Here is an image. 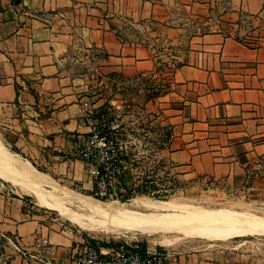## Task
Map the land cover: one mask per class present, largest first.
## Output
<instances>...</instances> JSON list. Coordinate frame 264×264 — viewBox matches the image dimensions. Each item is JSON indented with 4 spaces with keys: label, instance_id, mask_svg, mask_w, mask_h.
Here are the masks:
<instances>
[{
    "label": "crops",
    "instance_id": "obj_1",
    "mask_svg": "<svg viewBox=\"0 0 264 264\" xmlns=\"http://www.w3.org/2000/svg\"><path fill=\"white\" fill-rule=\"evenodd\" d=\"M70 55L127 77L164 78L155 108L175 137L157 161L180 178L264 201V0H0L5 141L18 158L90 192L77 156L89 132L86 75L66 67ZM9 191L0 182V234L28 252L40 242L46 262L76 264L83 240L50 231ZM165 250L166 264H264V247L243 243Z\"/></svg>",
    "mask_w": 264,
    "mask_h": 264
},
{
    "label": "rangeland",
    "instance_id": "obj_2",
    "mask_svg": "<svg viewBox=\"0 0 264 264\" xmlns=\"http://www.w3.org/2000/svg\"><path fill=\"white\" fill-rule=\"evenodd\" d=\"M78 56L70 55L66 62L68 69H73L75 73L85 74V95L86 113L91 118L105 120L106 124L117 129L114 134L121 141L124 154L127 155V183L131 188L142 186L145 180H153L154 189L149 194H140L138 188L132 193L130 200L125 203L108 201L115 208L128 205L137 199H146L155 202H168L175 200L178 202L180 212L196 217H211L215 212L234 211L248 212L264 217V201H253L243 194H236L226 190H219L214 186V182L204 177H184L180 178L169 165L161 164L157 161L155 154L170 141L174 139V130L171 125L161 124V109L155 108V101L162 98L165 79L160 78L156 83L144 80L143 78L127 77L107 69H98V65L76 64ZM75 63V65H74ZM4 122L0 119V141L6 149L15 153L9 148V143L5 141ZM16 154V153H15ZM78 156V153H77ZM30 164L38 172L46 174V168L37 164ZM169 174V175H168ZM49 175H47L48 177ZM65 190L77 193L81 196L95 199L90 192L81 189L75 183L57 179L49 176ZM87 180L90 182L88 177ZM0 182L10 189V194L25 201L24 211H29L37 216L38 222L50 231L61 230L73 231L74 234L83 240L76 245L85 247L88 243L97 247L104 244L116 246H149V250L170 249L185 242L202 241L198 238H190L182 234H146L139 232L122 233L125 235H99L92 233L60 218L57 213L37 206L31 192L20 182L18 176L13 175L0 161ZM96 200V199H95ZM181 203V204H180ZM220 209V210H219ZM224 209V210H221ZM198 212V213H197ZM201 215V216H200ZM131 235V236H130ZM128 236V237H127ZM10 237L0 234V264H14L15 252L27 264H67L62 262H46L40 259V252H28L22 250L16 242L13 244ZM235 245L245 244L252 248L264 247V234L254 235L245 238H235L226 240ZM223 243V242H217ZM167 252V251H166ZM30 255H36L35 258ZM74 262L73 258H71Z\"/></svg>",
    "mask_w": 264,
    "mask_h": 264
},
{
    "label": "bare ground",
    "instance_id": "obj_3",
    "mask_svg": "<svg viewBox=\"0 0 264 264\" xmlns=\"http://www.w3.org/2000/svg\"><path fill=\"white\" fill-rule=\"evenodd\" d=\"M0 161L9 172L20 178L37 206L57 213L63 220L85 228L95 236L125 237L122 233L136 231L147 236L154 232L174 233L208 242H225L264 234V217L248 212L214 211L215 215L211 217H196L197 214L192 216L180 212L178 208L181 205L176 199L168 202L137 199L119 208L110 203L92 200L65 190L6 149L1 141Z\"/></svg>",
    "mask_w": 264,
    "mask_h": 264
},
{
    "label": "built area",
    "instance_id": "obj_4",
    "mask_svg": "<svg viewBox=\"0 0 264 264\" xmlns=\"http://www.w3.org/2000/svg\"><path fill=\"white\" fill-rule=\"evenodd\" d=\"M83 107H86L85 103ZM85 118L89 132L78 149V159L84 164L86 176L92 185L90 192L93 198L100 202L129 201L124 199L127 155L114 134L117 129L110 128L105 120L91 118L86 108ZM36 248L41 250L42 244L38 242ZM30 257L35 258L36 255ZM72 258L76 264H166L167 252L165 249L142 251L140 247L130 245L119 248L94 247L88 243L73 253Z\"/></svg>",
    "mask_w": 264,
    "mask_h": 264
},
{
    "label": "trees",
    "instance_id": "obj_5",
    "mask_svg": "<svg viewBox=\"0 0 264 264\" xmlns=\"http://www.w3.org/2000/svg\"><path fill=\"white\" fill-rule=\"evenodd\" d=\"M127 178V176H126ZM153 180H145L142 184V186H140L139 188L134 186V187H130L128 186V183H127V179L126 181H124V188H125V191H126V194H125V198L124 199H129L131 198V195L132 193L138 188L137 191H139L138 193L140 194H149L152 192V189H154L155 186H153V183H152ZM90 195H92V193L90 192ZM93 196V195H92ZM92 200H95V199H92ZM98 201V200H96ZM126 201H122L121 203H125ZM101 247H104V248H119L121 246H116V245H111V244H104V245H100ZM140 250H145V247L144 246H141L140 247Z\"/></svg>",
    "mask_w": 264,
    "mask_h": 264
}]
</instances>
